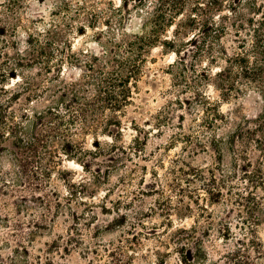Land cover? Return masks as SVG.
<instances>
[{
	"label": "rangeland",
	"instance_id": "1",
	"mask_svg": "<svg viewBox=\"0 0 264 264\" xmlns=\"http://www.w3.org/2000/svg\"><path fill=\"white\" fill-rule=\"evenodd\" d=\"M59 1L29 0L23 17L50 22ZM71 1L87 6L86 18L74 23H83L85 28L83 33L71 35L74 50L103 52L97 36L106 29L108 18L114 22L120 18L112 12V3L123 8L128 30L141 31L140 9L136 11L132 0ZM93 20H97L96 28L89 26ZM26 34L24 28L18 29L20 41L24 42ZM184 55L188 62L192 60L191 55ZM177 59L162 45L153 48L133 101L120 114L119 144L127 146L139 135L142 150L111 155L107 144L113 142L110 136H88L86 147L95 151L100 144L101 152L78 159L64 156L51 177L47 194L53 206L60 200V207L46 210L24 183L12 181L9 175L7 195L2 193L0 182V264H234V260L264 264V190L253 189L260 207L250 196L242 169L234 175L227 147L222 158L214 150L210 129L201 125V111L177 105L171 73ZM203 66L212 76L219 70L207 62ZM202 68L199 61L197 69ZM78 74L77 69L66 71L67 77ZM15 82L13 79L9 87ZM204 90L231 119L263 110L255 90H244L228 100L220 97L212 82ZM183 96L186 99L192 93ZM169 106L168 123L163 122L158 129L157 117ZM182 122L184 128L180 127ZM233 126L220 130L219 137ZM179 133H194L196 137L186 143L179 139ZM250 152L252 158L259 154L254 149ZM15 168L11 153L1 152L0 171L10 173ZM211 168L218 176H225L228 186L219 203L210 201L211 194L203 185L201 174L209 177ZM179 228L183 231L177 233Z\"/></svg>",
	"mask_w": 264,
	"mask_h": 264
},
{
	"label": "trees",
	"instance_id": "2",
	"mask_svg": "<svg viewBox=\"0 0 264 264\" xmlns=\"http://www.w3.org/2000/svg\"><path fill=\"white\" fill-rule=\"evenodd\" d=\"M132 1L136 11L140 9L141 31L128 30L123 8L112 3V12L120 18L105 21L106 29L97 36L103 49L100 54L73 49L71 35L85 31L83 23L74 24L86 18L85 4L60 0L46 22L23 17L29 0L0 1V153H11L16 167L10 173L0 171L2 193L7 195L9 175L12 181L24 183L49 211L61 205L58 200L53 206L47 192L63 157L78 159L101 152L100 144L95 151L86 147L88 136H110L111 155H129L131 149L136 153L142 147L139 135L127 146L118 142L122 135L120 114L133 101L151 50L162 45L178 57L171 67L177 105L201 111L200 122L210 129L214 150L222 158L227 147L234 175L242 169L250 196L261 207L253 189L264 190V0ZM96 21L89 26L96 28ZM19 28L27 30L24 42L18 38ZM185 53L192 56L190 62ZM199 61L206 72L197 69ZM204 62L218 66V72L212 76ZM68 69H77L79 74L67 77ZM13 79L16 82L9 87ZM210 82L225 100L244 90L257 91L263 110L238 120L229 118L204 90ZM188 92L192 96L184 99ZM171 109L169 106L157 117L158 129L168 123ZM232 124V130L219 137L220 130ZM180 127L184 128L183 122ZM180 133L179 139L186 143L196 137ZM252 149L259 151L256 158L251 156ZM208 174H201L203 185L211 194L210 201L219 203L228 187L225 176H218L215 168ZM239 262L234 260V264Z\"/></svg>",
	"mask_w": 264,
	"mask_h": 264
}]
</instances>
